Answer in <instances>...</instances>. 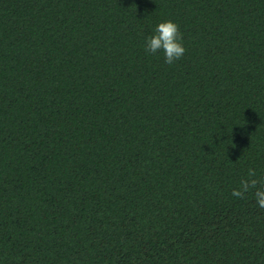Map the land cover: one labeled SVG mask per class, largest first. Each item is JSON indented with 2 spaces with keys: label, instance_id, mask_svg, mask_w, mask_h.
I'll return each instance as SVG.
<instances>
[{
  "label": "trees",
  "instance_id": "1",
  "mask_svg": "<svg viewBox=\"0 0 264 264\" xmlns=\"http://www.w3.org/2000/svg\"><path fill=\"white\" fill-rule=\"evenodd\" d=\"M250 169L264 0H0V264H264Z\"/></svg>",
  "mask_w": 264,
  "mask_h": 264
},
{
  "label": "clouds",
  "instance_id": "2",
  "mask_svg": "<svg viewBox=\"0 0 264 264\" xmlns=\"http://www.w3.org/2000/svg\"><path fill=\"white\" fill-rule=\"evenodd\" d=\"M143 47L146 53H161L166 64L180 59L186 51L179 26L171 19L157 22L152 33L145 38ZM258 184L261 186L257 187ZM253 188L257 205L264 208V177L257 176L254 170L248 171L246 178L241 179L239 187L232 190V195L241 197Z\"/></svg>",
  "mask_w": 264,
  "mask_h": 264
}]
</instances>
